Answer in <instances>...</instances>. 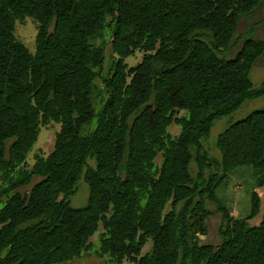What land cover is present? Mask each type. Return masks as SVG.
<instances>
[{"label": "trees", "instance_id": "1", "mask_svg": "<svg viewBox=\"0 0 264 264\" xmlns=\"http://www.w3.org/2000/svg\"><path fill=\"white\" fill-rule=\"evenodd\" d=\"M261 1L0 0V264L77 258L100 223L97 254L116 263L264 264L256 190L264 186V107L218 134L219 158L202 142L214 120L264 96V80L254 86L249 76L264 40L248 35L224 54L241 17ZM26 16L38 23L34 53L14 35ZM106 28L117 58L104 75L97 41ZM136 49L145 54L128 67L124 58ZM50 121L60 123L53 148L27 168L39 127ZM241 167L250 208L234 217L216 190ZM33 176L40 180L18 191ZM80 178L88 198L75 208L68 198ZM216 213L220 242L204 243Z\"/></svg>", "mask_w": 264, "mask_h": 264}, {"label": "rangeland", "instance_id": "2", "mask_svg": "<svg viewBox=\"0 0 264 264\" xmlns=\"http://www.w3.org/2000/svg\"><path fill=\"white\" fill-rule=\"evenodd\" d=\"M37 21L32 17L26 16L21 19H16L14 22V35L16 39L21 41L31 53L35 52V36L37 32ZM206 35V33H204ZM251 35L264 40V0L248 15L241 17L237 31L234 35V40L231 47L224 52L227 57L232 56L240 47L244 37ZM97 43H103L104 45V61L101 66V72L107 75L110 72V66L117 55L112 52L109 44V29L104 31L103 38L98 40ZM145 54L144 51L136 49L132 54L124 58V62L128 67L136 65ZM250 79L254 86H258L262 80H264V54L254 61L249 73ZM98 82V80H97ZM99 84V82H98ZM104 96V93L102 94ZM105 98V96H104ZM99 96L94 100V109L98 110L101 102ZM264 107V96H260L253 99H246L241 106L232 113L222 116L214 120L209 136L206 140L202 141L205 149L208 153L216 158H219V152L215 146L218 134L231 122L244 118L251 111ZM183 111H180L182 113ZM95 126V119L90 124L85 126V129H92ZM60 130V123L56 121H50L47 124H41L39 127V133L37 140L34 142L32 148L28 151L24 163L29 168L33 162L35 155L47 156L53 148V142L56 133ZM180 127L176 124H171L168 131L171 135L175 136L179 133ZM161 160L160 155L156 158L157 163ZM90 164L94 163V160L89 158ZM192 165V164H191ZM194 166H191L193 171ZM14 175V173H13ZM40 180V177L33 176L29 184L20 187L18 191H28L34 183ZM251 179L249 177V171L246 167L238 168L237 171L230 173L226 179L225 186L221 185L217 188L216 194L227 202L231 214L234 217H244L248 214L250 208V193ZM259 193L261 200V212L264 209V186L256 189ZM88 198V186L83 178L77 181L76 190L68 198V201L72 207H82L87 203ZM6 196L0 198V208L3 205ZM210 208H214L213 205H209ZM255 218L250 219L248 222L250 225L256 224L260 219V214ZM207 233L201 235V241L204 243H211L213 245L220 242L218 234V226L220 223V215L212 214L206 220ZM104 232V228L100 223L96 232L89 238L91 243L89 249L82 251L81 255L77 258L69 261H64L56 264H133L128 259H123L120 263H116L109 255H98L97 250L99 248V235ZM152 246L151 239L148 238L146 243L141 249L140 255H143Z\"/></svg>", "mask_w": 264, "mask_h": 264}, {"label": "crops", "instance_id": "3", "mask_svg": "<svg viewBox=\"0 0 264 264\" xmlns=\"http://www.w3.org/2000/svg\"><path fill=\"white\" fill-rule=\"evenodd\" d=\"M262 187H263V186H262ZM260 188H261V187H260ZM258 194H259V193H258ZM260 217H261V214H260ZM259 221H260V219H259ZM259 221H258V222H259ZM258 222H257L256 224H258Z\"/></svg>", "mask_w": 264, "mask_h": 264}]
</instances>
